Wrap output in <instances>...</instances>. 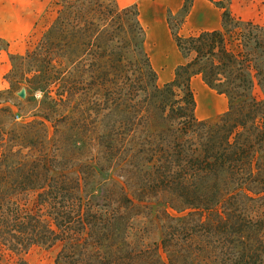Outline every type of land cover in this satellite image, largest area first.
<instances>
[{
    "label": "trees",
    "instance_id": "obj_1",
    "mask_svg": "<svg viewBox=\"0 0 264 264\" xmlns=\"http://www.w3.org/2000/svg\"><path fill=\"white\" fill-rule=\"evenodd\" d=\"M194 2L168 11L183 62L164 86L137 3L59 0L11 54L43 99L19 121L0 91V264L39 245L57 264H264V24L221 0L220 27L186 34ZM196 76L228 98L214 120Z\"/></svg>",
    "mask_w": 264,
    "mask_h": 264
},
{
    "label": "rangeland",
    "instance_id": "obj_2",
    "mask_svg": "<svg viewBox=\"0 0 264 264\" xmlns=\"http://www.w3.org/2000/svg\"><path fill=\"white\" fill-rule=\"evenodd\" d=\"M59 0H0V38L4 46L0 49V91L2 105L11 106L19 113V121L34 119L39 103L43 99L40 92H31L28 83L10 81L7 74L13 67L11 54H24L33 47L44 30L57 15ZM221 0H195L187 16L183 32L186 34L203 29H213L221 26L223 9ZM230 10L246 20H254L264 24V0H223ZM186 0H118L121 7L137 3L141 12V20L147 31L146 47L158 71V83L164 86L175 78L176 69L183 62V56L173 39L167 21L168 11L180 13ZM159 11L166 27V36L158 38L148 34V20L153 12ZM2 44V42L0 43ZM192 87L197 98V115L200 119L214 120L228 108V98L211 89L200 76L192 80ZM26 90V97L20 96V91ZM259 98H263L260 87L255 89ZM1 106V105H0ZM53 129V128H52ZM143 223L140 222L139 226ZM159 228L149 235L147 242L160 241ZM60 246H33L23 253L29 264H57V254ZM161 255L167 261V254L161 250Z\"/></svg>",
    "mask_w": 264,
    "mask_h": 264
},
{
    "label": "bare ground",
    "instance_id": "obj_3",
    "mask_svg": "<svg viewBox=\"0 0 264 264\" xmlns=\"http://www.w3.org/2000/svg\"><path fill=\"white\" fill-rule=\"evenodd\" d=\"M148 27L149 35H156L160 39L166 36V27L159 11L153 12L152 16L148 20Z\"/></svg>",
    "mask_w": 264,
    "mask_h": 264
},
{
    "label": "water",
    "instance_id": "obj_4",
    "mask_svg": "<svg viewBox=\"0 0 264 264\" xmlns=\"http://www.w3.org/2000/svg\"><path fill=\"white\" fill-rule=\"evenodd\" d=\"M19 94L22 97H26V90L25 89H22Z\"/></svg>",
    "mask_w": 264,
    "mask_h": 264
}]
</instances>
